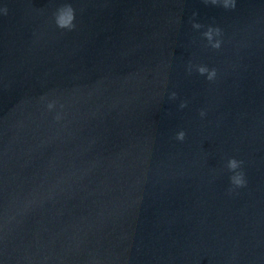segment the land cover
Instances as JSON below:
<instances>
[{
    "label": "water",
    "instance_id": "1",
    "mask_svg": "<svg viewBox=\"0 0 264 264\" xmlns=\"http://www.w3.org/2000/svg\"><path fill=\"white\" fill-rule=\"evenodd\" d=\"M5 6L0 264H264V0Z\"/></svg>",
    "mask_w": 264,
    "mask_h": 264
},
{
    "label": "clouds",
    "instance_id": "2",
    "mask_svg": "<svg viewBox=\"0 0 264 264\" xmlns=\"http://www.w3.org/2000/svg\"><path fill=\"white\" fill-rule=\"evenodd\" d=\"M205 3H210L213 6H219L224 8L225 10H234L236 7V0H205ZM0 12L4 15L8 14V8L5 6L0 8ZM197 13H193V16H196ZM54 20L55 24L58 28L63 30L72 31L76 28L75 21V9L72 7L71 4H63L61 5L56 12L54 13ZM192 27L195 29H200L203 27L202 24L194 22ZM203 37L207 40L208 46L213 49H219L221 47V40L214 39L215 37H220L222 35V30L219 27H212L209 26L206 31L202 33ZM192 65L189 64L188 71L191 73ZM196 71L200 75H206L207 80L213 81L216 78L217 71L215 68L209 69L207 66L204 65H197ZM176 93L173 92L170 95V99H175ZM187 106V102H182L180 104V108L183 109ZM48 109L51 110L54 107V102L49 103L47 105ZM206 113L204 111L200 112V116L203 117ZM57 119L60 117L57 116ZM186 133L181 130L176 134V140L184 141ZM242 160H237L236 158H229L227 162V169L229 172L233 173L230 176V184L232 187L228 189L229 194H231L237 188H244L247 186V180L245 179V173L241 170L243 165Z\"/></svg>",
    "mask_w": 264,
    "mask_h": 264
}]
</instances>
